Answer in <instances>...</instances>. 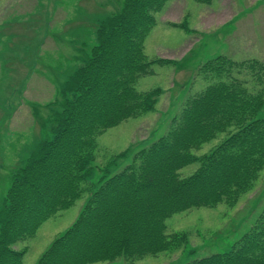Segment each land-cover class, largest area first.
<instances>
[{"label": "trees", "instance_id": "trees-1", "mask_svg": "<svg viewBox=\"0 0 264 264\" xmlns=\"http://www.w3.org/2000/svg\"><path fill=\"white\" fill-rule=\"evenodd\" d=\"M166 1L122 0L98 20L95 43L78 56L59 98L50 103L49 137L10 174L0 203V264H21L24 249L15 248L16 243L78 196L76 182L91 174L92 134L152 109L159 89L137 91L134 81L153 63L170 62L148 60L142 47L154 12ZM207 64H213L214 80L186 98L160 137L89 193L73 222L35 264H88L173 250L186 236H166V217L191 207L234 204V194L248 182L251 186L264 165V117L257 116L263 107L264 63L219 55ZM233 70L246 72L249 85ZM226 130L207 152H192ZM190 163L197 165L180 176L178 170ZM183 264H264V215L228 251Z\"/></svg>", "mask_w": 264, "mask_h": 264}, {"label": "rangeland", "instance_id": "rangeland-1", "mask_svg": "<svg viewBox=\"0 0 264 264\" xmlns=\"http://www.w3.org/2000/svg\"><path fill=\"white\" fill-rule=\"evenodd\" d=\"M121 1L0 0V203L13 169L49 137L50 103L59 98L66 77L79 64L78 56L95 43L98 20ZM154 19L143 52L148 60L170 62L153 63L149 73L134 81L137 91L159 89L152 109L92 134L90 176L76 182L79 194L72 204L48 216L33 235L16 243L15 248L24 249L21 264H35L73 222L89 193L127 166L141 147L160 137L186 98L214 80L216 72L208 61L220 55L264 63V0H167L154 12ZM232 74L247 79V86L251 82L246 72L233 70ZM261 89L260 85L254 92ZM261 93L263 107L257 116L264 117V89ZM227 133H218L192 152H207ZM122 153L126 155L119 156ZM196 165L190 163L178 174L186 176ZM251 181L249 188L248 182L234 194V204L191 207L166 217V236L184 232L186 245L139 258L118 256L88 264H183L228 251L264 215V165Z\"/></svg>", "mask_w": 264, "mask_h": 264}]
</instances>
